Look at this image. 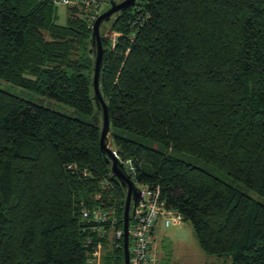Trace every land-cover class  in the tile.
Instances as JSON below:
<instances>
[{"label": "trees", "instance_id": "16d2710c", "mask_svg": "<svg viewBox=\"0 0 264 264\" xmlns=\"http://www.w3.org/2000/svg\"><path fill=\"white\" fill-rule=\"evenodd\" d=\"M134 6L100 26L107 144L131 160L136 183L159 187L201 251L264 264V203L175 154L264 197V0ZM66 11L61 24L48 0H0V78L84 116L0 89V264H86L97 241L103 264H124L122 240L110 238L123 227L126 190L100 150L91 27ZM83 208L111 210L117 222L98 225Z\"/></svg>", "mask_w": 264, "mask_h": 264}, {"label": "built area", "instance_id": "2783aa9c", "mask_svg": "<svg viewBox=\"0 0 264 264\" xmlns=\"http://www.w3.org/2000/svg\"><path fill=\"white\" fill-rule=\"evenodd\" d=\"M54 6L75 8L79 11L80 16L88 23L90 27L95 18L104 12L109 6V0H48ZM138 0H135L137 2ZM140 4L133 5L139 10ZM111 43L114 44L115 37L111 36ZM111 148V147H110ZM114 155L121 162L125 173L130 177L135 187L140 192V199L131 215L129 221V264H156V258L151 254V246L157 239L155 223L157 217L162 214L166 218V224H181L182 216L174 210L166 209L160 199V190L158 186H148L136 183L133 180L134 171L131 160H121L115 149L111 148ZM68 169H76V164H69ZM82 174L86 176L87 172ZM82 215L84 218L102 225L104 222H117V217L111 210L101 208H83ZM105 231L103 227L99 228L100 235ZM111 242L119 246V240L123 237V228H113L111 233ZM91 244L87 239L86 245ZM122 245V244H121ZM94 249L87 257L86 264H103L105 254L102 241L95 242Z\"/></svg>", "mask_w": 264, "mask_h": 264}, {"label": "rangeland", "instance_id": "374dc122", "mask_svg": "<svg viewBox=\"0 0 264 264\" xmlns=\"http://www.w3.org/2000/svg\"><path fill=\"white\" fill-rule=\"evenodd\" d=\"M57 14H58V22L61 24H64L65 19L67 17L66 8L62 6H57ZM0 89L8 93L14 94L18 97H21L22 99H25L27 101L53 109L65 115H68L71 117H79L82 119L84 118L82 114H80L73 107L67 104H64L60 101H56L47 96L41 95L31 89L24 88L22 86H19L17 84H14L10 81H7L1 78H0ZM107 145L111 147L110 140H109V144ZM153 145L155 146V144ZM175 154L177 157H179L182 160H185L190 163L206 168L208 171H211L212 173H215L216 175H218L224 181L232 184L236 188L247 193L253 199L264 203L263 196L259 195L253 189L238 182L231 176L225 173L216 171L210 165L203 163L199 161L198 159H196L195 157L188 155L186 153L176 152ZM182 227L186 230L184 231L188 234V238L184 239L185 241L183 242H180V243L174 242L172 244V246L168 249V251L170 250V254H174L175 259L173 258L174 259L173 260L170 257V262H167L168 261L167 260L166 263L168 264H231V254H226V255H223L222 257H217L215 255H208L204 253L203 251H201V249L198 246V242L196 240V237L193 234L191 225L187 222L186 223L184 222L182 224ZM168 229L171 231L172 227H169Z\"/></svg>", "mask_w": 264, "mask_h": 264}, {"label": "water", "instance_id": "95a60500", "mask_svg": "<svg viewBox=\"0 0 264 264\" xmlns=\"http://www.w3.org/2000/svg\"><path fill=\"white\" fill-rule=\"evenodd\" d=\"M110 6L101 14H99L91 27V40L90 50L94 55V70H93V92L94 102L96 107L101 111V132L99 138L100 150L104 154V158L108 164L115 178L121 183L126 190V197L124 200V207L122 213L123 223V237H122V248H123V262L129 264V221L131 215L134 213V209L140 199V192L133 184L130 177L125 173L121 162L114 155L111 148L107 145V137L110 129V121L107 112L106 102L103 99L99 91V73L102 65V45L100 26L102 23L110 20L112 15L118 14L121 11H125L127 8L135 4V0H121L115 2L109 0ZM98 123V120H97Z\"/></svg>", "mask_w": 264, "mask_h": 264}, {"label": "crops", "instance_id": "0c3cea01", "mask_svg": "<svg viewBox=\"0 0 264 264\" xmlns=\"http://www.w3.org/2000/svg\"><path fill=\"white\" fill-rule=\"evenodd\" d=\"M183 223L179 225L166 224L165 216L160 214L157 217L155 223L157 239L151 246V254L156 258V264H168L166 261L168 260L167 262H170V257L175 259L174 254H170V250L168 251V249L174 242L180 243L188 238V234L185 232L186 230L182 227ZM169 227H172L171 231L168 229Z\"/></svg>", "mask_w": 264, "mask_h": 264}, {"label": "flooded vegetation", "instance_id": "af4514ba", "mask_svg": "<svg viewBox=\"0 0 264 264\" xmlns=\"http://www.w3.org/2000/svg\"><path fill=\"white\" fill-rule=\"evenodd\" d=\"M113 1H115V2H119V1H121V0H113ZM109 6H110V5H109ZM109 6H108V7H109ZM112 16H113V15H112Z\"/></svg>", "mask_w": 264, "mask_h": 264}]
</instances>
